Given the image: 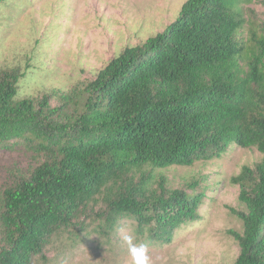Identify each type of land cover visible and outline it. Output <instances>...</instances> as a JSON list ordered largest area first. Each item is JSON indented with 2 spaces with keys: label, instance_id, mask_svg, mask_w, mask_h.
I'll return each mask as SVG.
<instances>
[{
  "label": "trees",
  "instance_id": "1",
  "mask_svg": "<svg viewBox=\"0 0 264 264\" xmlns=\"http://www.w3.org/2000/svg\"><path fill=\"white\" fill-rule=\"evenodd\" d=\"M253 1L185 0L164 30L124 47L56 105L52 93L19 96L24 72L0 68V148L20 145L33 161L0 191V264H33L58 234L74 242L121 217L169 242L198 219L208 176L169 187L151 169L233 145L261 154L231 177L244 204L233 209L241 231H227L239 248L233 264H264V16Z\"/></svg>",
  "mask_w": 264,
  "mask_h": 264
},
{
  "label": "rangeland",
  "instance_id": "2",
  "mask_svg": "<svg viewBox=\"0 0 264 264\" xmlns=\"http://www.w3.org/2000/svg\"><path fill=\"white\" fill-rule=\"evenodd\" d=\"M184 1L1 0L0 68L19 67L24 72L19 96L52 93L50 104L56 105L59 95L83 88L124 47L164 30L178 17ZM248 7L264 16L262 2L255 0ZM31 157L20 145L0 148V191L11 183L13 171L28 170ZM260 157L255 148L233 145L209 161L152 168L153 180L163 176L169 187L208 176L198 219L178 228L169 242L150 241L127 217L106 233L99 232L96 221L87 231L80 230L74 242L67 232L53 237L43 250L44 258L35 255L33 264H133L125 235L132 236L134 244H148L149 264H233L239 248L227 231H241L233 209L244 210V204L231 177L244 165L254 167Z\"/></svg>",
  "mask_w": 264,
  "mask_h": 264
},
{
  "label": "clouds",
  "instance_id": "3",
  "mask_svg": "<svg viewBox=\"0 0 264 264\" xmlns=\"http://www.w3.org/2000/svg\"><path fill=\"white\" fill-rule=\"evenodd\" d=\"M124 241L128 244V251L131 255L133 264H149L150 256L148 254V244L141 242L134 244L133 237L125 235Z\"/></svg>",
  "mask_w": 264,
  "mask_h": 264
}]
</instances>
